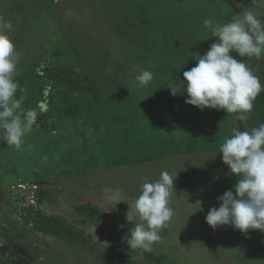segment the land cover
I'll return each instance as SVG.
<instances>
[{"label": "rangeland", "instance_id": "374dc122", "mask_svg": "<svg viewBox=\"0 0 264 264\" xmlns=\"http://www.w3.org/2000/svg\"><path fill=\"white\" fill-rule=\"evenodd\" d=\"M191 1L198 10L190 6ZM236 1L243 9L253 7L251 0ZM180 3L170 9L168 0H0V16L12 23L13 30L8 34L22 57L15 77L19 85L16 97H25V110H35L56 125L45 135L32 128L20 152L0 139V223L10 229V219H16V216L7 218L10 208L5 205L12 203V191L26 192L28 200H32L37 184L49 191L44 210L82 230L80 242L69 246L60 239L30 233L24 238L14 237L24 230L18 225L9 237L0 238V258L14 264H129L124 254L132 249L122 240L123 236L110 239L112 232L126 228L129 234L133 226L126 220L128 203L118 201L116 193L132 202L145 180L156 181L163 171L177 174L171 200L174 215L160 230L159 242L153 245L163 252L164 264L167 255L184 251L187 245L180 242L178 234V243L176 237L167 243L171 223L175 226L180 220L184 222L190 237L222 228L214 230L205 217L211 207H219L218 196L226 190H235L238 178L229 174L222 153H208L218 150L236 124L231 113L207 107L200 110L185 102L187 93L183 88L173 96L167 85L170 80H183V72L197 63L195 54L202 55L209 49L200 47L205 42L210 45L214 38L203 28V21L211 19L213 13L219 17L218 22L227 23L234 15L224 6L208 11L207 0ZM151 11L155 16L149 20L147 15ZM183 14L191 17L195 25L178 26L182 18L188 19ZM178 28L184 30L186 43L191 42L192 34H199L196 38L199 44L192 47L194 57L188 58L186 43L177 42ZM169 38L174 45L166 47L163 41ZM56 49L63 54L55 56ZM231 55L242 59L235 52ZM164 56L173 60H161ZM156 60L161 64L154 63ZM55 63H66L87 76L88 83H84L95 90L99 99L83 91L75 96L79 110L70 116L59 98L53 99L55 105L50 100L54 94L51 88L29 93L30 84L38 83L33 72ZM245 63L264 85V56L248 57ZM139 69L154 74L150 84L143 88L134 85ZM117 114L129 116L128 121L115 126L108 124L107 117ZM242 115L249 131L259 125L249 114ZM31 148L39 150L41 161L30 158L35 154H29ZM21 179L34 184L23 183ZM85 202L98 205L114 217L115 223L98 227L90 214L79 215L74 203ZM119 203L124 217H117ZM257 236L256 252H260L263 260L264 240ZM244 244L247 248L242 249V255L249 260L251 239ZM220 259L228 262L225 256ZM130 264L151 262L136 255ZM167 264H177V260Z\"/></svg>", "mask_w": 264, "mask_h": 264}, {"label": "clouds", "instance_id": "9594fccd", "mask_svg": "<svg viewBox=\"0 0 264 264\" xmlns=\"http://www.w3.org/2000/svg\"><path fill=\"white\" fill-rule=\"evenodd\" d=\"M251 3L253 7L243 9L227 23L210 18L203 21V28L217 39L204 54H195L197 63L183 72V80L169 81L171 95H177L183 88L187 93L185 102L200 110L207 107L227 113L252 112L264 85L245 61L231 55L235 52L240 57L256 59L264 56V12H261L264 0H251ZM12 30V23L0 16V139L20 152L38 114L32 109L25 110L24 96L16 97L19 85L15 77L22 57L8 34ZM153 75L150 70L139 69L134 85L148 86ZM217 151L222 153L229 174L238 179L234 191L226 190L216 198L219 207L209 209L206 223L214 230L229 225L245 234L249 229L264 232V123L250 131L233 127ZM176 176L163 171L158 180H145L132 202L116 193L118 201L129 205L126 220L133 226L122 240L130 249L154 250L153 245L160 240V230L174 215L171 200Z\"/></svg>", "mask_w": 264, "mask_h": 264}, {"label": "trees", "instance_id": "16d2710c", "mask_svg": "<svg viewBox=\"0 0 264 264\" xmlns=\"http://www.w3.org/2000/svg\"><path fill=\"white\" fill-rule=\"evenodd\" d=\"M182 1L183 0H168V7H170V9H173V7L176 8V6L174 5L181 4L180 2ZM217 1L219 2H216L214 0H207V5H205V8H207L208 11H211L218 6H224L225 8H228L234 16L237 15L224 0ZM193 2L194 1H191L190 4ZM190 6L196 10L199 9V7L196 8L195 4H191ZM148 15V19L151 20V17L155 16V12L151 11ZM178 16L180 15H177V17ZM183 16L188 17L189 20L186 18L184 20V18H182L180 21L181 23L178 26H182V28H184L190 27V25H195V22L191 17L185 14H183ZM210 16L211 19L218 22V16L214 15L213 13ZM182 28H178L180 34L177 42L179 44H185L187 41V37H185L186 35L182 34V32L184 31ZM198 35L199 34H192L190 38L191 42H188L185 45L186 51L188 52V58L194 57L192 54V47H195L197 44H199L198 40L196 39ZM163 39L164 37H161V40ZM216 39L217 38L214 37L213 40L210 41V45ZM163 43L166 45V47L174 45L171 38H169V40H166V42L163 41ZM210 45H206L205 42L204 44L200 45V47H210ZM181 51H183V49ZM53 54L59 57L63 54V52L60 49H56L55 51H53ZM161 60L173 59L169 56H164L161 58ZM154 63L161 64V61L156 60ZM179 72L181 73L182 71L179 70ZM32 75L34 77V80L38 81V83L37 86H33L32 84H30L31 87L29 89L31 90L29 91V93L31 91L42 93L46 88H51L52 90H54V94H51L50 100L55 105L53 99L59 98L61 106L70 116H74L79 110V107L77 105L78 99L75 96H79L83 91L90 94L93 99H99V95L95 92V90L88 84L84 83H88L89 78L75 71L73 67L67 66L66 63L46 65L44 68H42V70H40V72H33ZM20 94L21 92H19V95ZM111 97L112 99H114V96ZM239 115L245 129L249 130L248 123L245 117L242 114ZM230 116L236 124L233 113H231ZM249 117L252 121L258 122L259 124L264 123V91H261L260 94L256 97L253 110L249 114ZM128 118L129 116L122 117L119 114L111 115L107 117V123L112 126H115L116 124L120 125L122 123H126L128 121ZM52 127H56L55 122L53 120H50V118H44L43 114H39L37 116V122L33 126L34 129H39V135H45L49 132H52ZM236 127H238L237 124ZM31 149L32 150L29 152V154H35H32L30 158L35 157L38 162L41 161L40 158L42 157V155L39 150H34L33 148ZM216 153L217 150H214L213 152L210 151L208 154ZM212 165L214 166V161ZM214 177L216 176L214 175ZM214 177L211 178L213 179ZM21 181L23 183L34 184L31 180L28 179H21ZM35 185L36 186L33 189L32 200H28L29 195L26 194V192H21L17 189H14L10 194L12 203L9 202L5 204L8 208H10V213L8 214L7 218L10 219L11 216H16V219H10V229H6V227L2 226V224L0 223V238L9 237L10 232H12L13 230L15 231L16 226L19 225L20 228L24 230L16 232L14 237L24 238L27 233H30L35 237L47 236L54 239H60L69 246L77 245L82 238V230L78 229L74 224L69 223L64 219L58 218L56 215L49 214L47 211H45L44 206L47 204L49 191L46 187L37 184ZM121 205L119 203L118 208L121 209L119 210V212H116L117 215H119L117 217H124V211L122 212ZM74 209L79 215H84L87 213L90 214L91 221L95 222L98 227H101V225L103 226L105 224L113 225L115 223L114 217L110 216V214L106 211L101 210L98 205H91L90 202H85L82 204L74 203ZM169 226L171 227L168 228L169 231L167 234V243H170L175 237L178 243V237H180V242L186 243L187 245H185L186 248L184 251L167 255L165 264L169 263L171 260H177V264H264V259L261 260V254L259 251L258 253L256 252L258 248H256L254 243V240L259 243V237L257 235H260L262 237L261 240H264V232H261L260 230L255 231L254 229H249L247 235L243 234L244 236H241L240 232L237 231V229L224 225L222 226V228H220V230H217L216 232L205 234H203L202 232L197 237H190L189 229H187L188 233L185 229L187 225H185L184 222L181 223V220L177 223V225L173 226L171 223V225ZM129 234H127V229L123 228L121 231L112 232L110 234V239L115 240L118 236L122 237ZM176 234H178V237L176 236ZM239 236L244 240H242ZM250 239L252 242L251 250L248 251V253L250 254L248 257L250 258L249 260H246L245 256L242 255V249L247 248L244 243H248ZM195 243H200L202 244V246H196ZM162 253L163 252H159L157 249H154L151 252H145L141 249H132L130 253L124 254V258L130 264L135 261L136 255H140V257L151 262V264H164V257L161 255ZM223 256L227 258V263L220 259ZM0 264H14V262L12 260L0 258Z\"/></svg>", "mask_w": 264, "mask_h": 264}, {"label": "water", "instance_id": "95a60500", "mask_svg": "<svg viewBox=\"0 0 264 264\" xmlns=\"http://www.w3.org/2000/svg\"><path fill=\"white\" fill-rule=\"evenodd\" d=\"M233 10L234 12L239 15L242 13V10L232 1V0H224ZM247 56L245 55L244 57H242L241 61H247ZM233 116H234V119L236 121V124L239 128H241L242 131L246 130L244 125H243V122L241 120V117L239 114L237 113H233Z\"/></svg>", "mask_w": 264, "mask_h": 264}, {"label": "flooded vegetation", "instance_id": "af4514ba", "mask_svg": "<svg viewBox=\"0 0 264 264\" xmlns=\"http://www.w3.org/2000/svg\"><path fill=\"white\" fill-rule=\"evenodd\" d=\"M242 11H243V8L241 7V5L239 4V2L238 1H236V0H232ZM233 10V9H232ZM234 11V10H233ZM231 12V11H230ZM241 234H245V233H242V232H240V235ZM247 234V233H246ZM241 236H243V235H241Z\"/></svg>", "mask_w": 264, "mask_h": 264}]
</instances>
